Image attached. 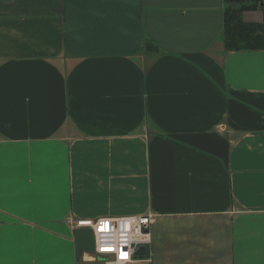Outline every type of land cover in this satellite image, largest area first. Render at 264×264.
Listing matches in <instances>:
<instances>
[{
    "label": "crops",
    "instance_id": "1",
    "mask_svg": "<svg viewBox=\"0 0 264 264\" xmlns=\"http://www.w3.org/2000/svg\"><path fill=\"white\" fill-rule=\"evenodd\" d=\"M223 9L0 0V264H75L72 214L151 215L130 264H264V49Z\"/></svg>",
    "mask_w": 264,
    "mask_h": 264
},
{
    "label": "built area",
    "instance_id": "2",
    "mask_svg": "<svg viewBox=\"0 0 264 264\" xmlns=\"http://www.w3.org/2000/svg\"><path fill=\"white\" fill-rule=\"evenodd\" d=\"M67 223L73 228H89L93 236V251L82 254V262L91 264L102 259L104 264H130L138 260L134 251L150 244L149 227L152 216L128 215L118 217L81 218L69 215ZM127 253L122 257L121 253ZM101 261V262H102Z\"/></svg>",
    "mask_w": 264,
    "mask_h": 264
},
{
    "label": "trees",
    "instance_id": "3",
    "mask_svg": "<svg viewBox=\"0 0 264 264\" xmlns=\"http://www.w3.org/2000/svg\"><path fill=\"white\" fill-rule=\"evenodd\" d=\"M221 38L225 50L264 49V3L262 0H223ZM261 9L262 22H246L242 13Z\"/></svg>",
    "mask_w": 264,
    "mask_h": 264
},
{
    "label": "water",
    "instance_id": "4",
    "mask_svg": "<svg viewBox=\"0 0 264 264\" xmlns=\"http://www.w3.org/2000/svg\"><path fill=\"white\" fill-rule=\"evenodd\" d=\"M74 238V254H75V264H85L81 262L82 254L85 251H93V236L89 228H77L73 231ZM134 255L138 257H143L147 253V247L141 245L134 251ZM102 261V259H98Z\"/></svg>",
    "mask_w": 264,
    "mask_h": 264
},
{
    "label": "rangeland",
    "instance_id": "5",
    "mask_svg": "<svg viewBox=\"0 0 264 264\" xmlns=\"http://www.w3.org/2000/svg\"><path fill=\"white\" fill-rule=\"evenodd\" d=\"M262 3H264V0H262ZM81 262H82V260H81ZM92 264H104V262L97 260V261L92 262Z\"/></svg>",
    "mask_w": 264,
    "mask_h": 264
},
{
    "label": "snow or ice",
    "instance_id": "6",
    "mask_svg": "<svg viewBox=\"0 0 264 264\" xmlns=\"http://www.w3.org/2000/svg\"><path fill=\"white\" fill-rule=\"evenodd\" d=\"M121 255L122 257H125V258L127 257V253L122 252Z\"/></svg>",
    "mask_w": 264,
    "mask_h": 264
}]
</instances>
